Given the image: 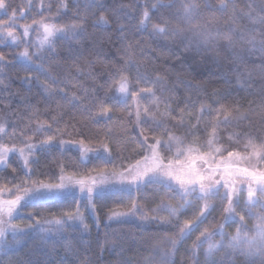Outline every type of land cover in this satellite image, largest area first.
<instances>
[{
    "label": "snow or ice",
    "instance_id": "1",
    "mask_svg": "<svg viewBox=\"0 0 264 264\" xmlns=\"http://www.w3.org/2000/svg\"><path fill=\"white\" fill-rule=\"evenodd\" d=\"M72 4L74 6H71L68 0H58V3H52L50 0L46 10L52 12L55 8L56 19L71 12L72 19L80 21L79 23L62 26L49 23L48 17L43 16L45 5L41 3L40 10L36 13L40 19L33 17L31 24L17 26V19L27 17L33 5H14L11 0H0V11H3L6 17L0 19V29H3L0 35L5 42L10 40L14 47L24 45L23 50L18 53L0 52V71H4V67L23 61L25 74L16 73V79L29 87L35 83L45 97L56 105L55 108L46 105L45 111L50 118L46 122H38L35 127L27 125L26 130H20V137H17L15 122H10L7 118L0 120V167L5 170L0 172V264H53L51 258L56 252V238L69 228L73 231H90V226L86 223V213L92 215L97 228L101 226V219L96 215L98 201L111 196L132 197L133 192L140 193L147 187H155L164 197L170 199L179 197L184 203L173 206L164 203L162 198L156 208L145 209L133 198L128 211L110 210L108 221L121 222L128 217H137L139 213V227L146 229L152 223L165 225L172 223L173 218L178 220L183 215V210L192 203L188 197H194L196 201L204 203L193 219L185 220L179 227V232L168 238L172 250H164L159 256L154 252L140 257L124 256L125 250L121 249V258L116 264H175L171 259L173 250H177L178 245L198 229L215 210L216 205L209 203L213 197L219 199L221 206L227 201V206L223 208L224 222L212 229L205 228L199 233L190 249L193 264H264V168L251 166L253 157L257 165L264 164V83L258 89L260 100L255 108L250 106L242 112L238 100L222 103L231 95L232 76H235L236 84L241 87L248 86L239 71L241 64L246 65L245 55L243 51L232 50L236 32L240 31L241 40L253 44V50L247 52L248 57L255 55L256 37L249 36L246 30L235 27H229L227 32L217 31L213 35L201 25H192V21L205 11L225 13L230 5L232 24L236 23L238 16H246L253 23H259L262 26L258 41L260 79L264 81V0H259L258 5L250 0L247 5L249 11L240 9L239 12L234 0H218L216 4L211 0H154L150 7L144 5L135 27L147 30L155 17V23H151V39H167L169 36L180 38L178 44L182 46L183 51L194 49L195 55L200 56L198 61L193 57V65L207 68L208 61L211 60L218 70L221 69L222 57L219 47L212 45L215 41L223 39L227 41L230 53L223 59L232 66L230 71L223 70L221 79L224 83L212 89L211 93L203 81L196 84L195 87L209 101L207 104L201 102L198 112L195 111V102L191 95L184 97L182 102L180 97H175L176 108L168 103L173 99L168 96L163 97L166 111L158 113L160 119H156L152 108L145 107L141 112L139 105L144 94L152 97L154 102L156 100L153 88L140 87L141 84L157 85L165 80V76L161 75L155 66L150 68L138 64L133 73L130 70V60H125L122 64L114 62L108 68V78L105 79L103 73L94 75V87L90 92L84 89V95H70L64 87L56 86L63 83L57 76L46 74L45 79L41 80L38 74L33 73V69L38 73H47L45 62L53 57H58V62L64 64L69 61L77 63L84 56L85 40L93 49L102 44L103 37H96L87 31V21L88 9L97 6L102 8L103 5L99 4V0H92V3L85 4L82 10L80 0H72ZM257 7L259 14L253 17L252 11ZM92 15L95 16V13ZM208 19L216 21L217 17L212 15ZM95 24H109V19L103 11L94 20ZM18 27L23 29L22 34L17 30ZM117 30L120 39H124L125 25L118 24ZM33 32L36 33L35 40L32 39ZM188 32L193 33V36L185 42L184 37ZM58 41L67 44L63 55L57 47ZM192 71H195V68L190 65L189 71L181 69L177 75H190ZM97 81L101 82L96 83ZM188 83L191 87V81ZM57 97L62 98L63 102ZM133 105H136L133 132L139 129V135L134 136L138 147L125 155L124 148L111 144L112 129L109 125L114 116L117 120H127L131 124ZM189 107L193 111L189 112ZM68 108L78 110L83 119L76 120L75 115H72L71 121L75 122H66L64 117L68 115ZM177 108L180 109V119L173 122L170 114L174 116ZM185 113L188 114V123L184 120ZM205 116L212 119L203 124L201 132L200 125ZM221 116L224 117L223 120ZM253 116L258 119L254 121ZM193 119L196 120L194 124L191 123ZM104 121L108 124L102 125ZM233 121L236 126L241 127V131L230 133L228 139L224 140L219 133V127L221 124L228 126ZM244 121L249 122L247 126H243ZM61 123H64L63 129L60 127ZM89 124L95 125V128L89 127ZM9 127L13 129L11 133L8 132ZM69 128L72 129L70 133ZM177 132L182 134L177 135ZM66 133L70 137L78 136L80 139L65 140L62 137ZM196 133H201V136H196ZM204 134L208 137L206 141L202 138ZM40 136L44 138L39 139ZM4 137L9 138L11 147L4 141ZM256 141H259V144ZM241 142L243 152L238 150ZM18 144L24 146L20 147ZM70 149H77L80 153L76 161L77 170L81 165L86 166L91 159L99 163L86 175H79L78 171L67 174L65 166L61 165L60 174L57 176L55 173L41 170L39 156L34 155L50 154L53 150L63 155ZM17 152L20 159L14 165L9 156ZM241 164L248 166L242 167ZM108 165H111V168ZM92 172L96 174L92 175ZM238 180L241 184L239 188L236 186ZM244 183L248 185V199L240 208L242 214L237 216L234 205L239 204V196L244 192ZM72 203H75V208L71 206ZM257 206L261 211L254 214L252 209ZM25 209L32 210L25 214ZM37 209L39 211H36ZM162 211L167 212V218H158V213ZM253 215L256 222L249 228L246 219ZM17 219L27 222L14 223ZM229 223L237 225L234 234L225 232V226ZM216 236L220 239L215 240ZM205 243L207 248L201 261L198 250ZM65 248L75 260L60 257L55 264H75V261H79V264H99V256L93 259L85 254L81 259L79 250H73L70 242H65ZM221 250L223 254L217 255ZM85 251L87 252V247Z\"/></svg>",
    "mask_w": 264,
    "mask_h": 264
},
{
    "label": "trees",
    "instance_id": "2",
    "mask_svg": "<svg viewBox=\"0 0 264 264\" xmlns=\"http://www.w3.org/2000/svg\"><path fill=\"white\" fill-rule=\"evenodd\" d=\"M50 0H11L14 5H33L32 9L28 11L27 17L24 19H17L16 25H23L24 23L31 24L32 18L40 19L36 13L40 10L41 3L45 5V11L43 12L44 17H48L50 23H55L58 26L65 24L79 23L80 21H74L71 17V12L56 19V11L53 8L52 12H48L47 4ZM52 3H58V0H51ZM71 6L72 0H68ZM154 2V0H99V4L103 7L99 8H89V17L87 21V31L93 33L96 37H103V42L100 46L96 48H91L88 41H84V56L77 63H72L69 61L68 64L58 62V57H53L52 60L45 62V68L48 70L47 73H38L33 69L34 74H38L41 80L45 79L46 74L52 76H57L60 83L56 86L64 87L69 94L75 93L76 95H84V89H88L89 92L94 87L93 76L96 74L103 73L104 78L107 79L108 68L114 62L122 64L125 60H130V70L135 73L138 64L147 65L148 67L155 66L159 69V73L165 76V80L161 84L152 85L141 84L140 87H152L156 94V100L154 102L153 98L144 94V98L140 100V111L143 112L145 107H150L153 110V114H156V119H160L158 113L166 111L165 104L163 102V97L172 96L173 99L169 100L168 103L171 104L173 108H176L174 102L175 97H180L181 102L183 98L191 95L192 100L195 102V111H199L200 103L203 102L207 104L209 101L204 97L203 93L200 92L195 86L197 83L203 81L208 86V91L211 93L212 89L221 86L224 81L221 79L222 72L224 69L231 70V65H228L227 61L223 57L230 55L227 47V41L221 39L215 41L212 45L213 47L218 46L220 50L221 59V69L218 70L217 67L212 64L211 60L208 61L207 68L196 67L193 65V57L198 61L200 56L195 55V50L183 51L182 46L178 44L180 38L169 36L167 39H151V23H155V17L150 22L147 30L138 29L135 25L138 24L140 13L143 10L145 4L149 7ZM213 4H216L218 0H211ZM237 6V12L240 9L244 11H249L247 8L250 0H234ZM255 5L259 4V0H251ZM92 0H80L81 9L83 10L85 4H91ZM121 5L130 7H120ZM101 11H103L109 19V24L104 26L102 24H95L94 20L99 17ZM95 13V16L92 13ZM259 14V8L257 7L252 11V16L255 17ZM159 15V13H156ZM215 15L217 17L216 21H211L208 17ZM232 15L231 5L227 12L225 13H209L205 11L200 17L192 21V25H201L205 31L211 32L213 35L217 31L227 32L229 27H235L240 30H246L247 35L256 37L255 45V55L248 57L247 52L253 50V44L249 43L247 40L240 39V31H237L234 37L235 43L233 45V51L242 52L245 55L246 65L241 64L239 71L242 75V79L248 85L247 87H241L236 84L235 76L231 77L232 89H230L231 95L222 103H230L233 99L238 100L241 107V111H246L250 106L255 108L260 100L258 89L264 81L260 79V59H259V33L262 30V26L259 23H253L251 19L246 16H238L236 23L232 24L230 22V17ZM0 19H6L3 11H0ZM118 24L125 25V38L120 39V33L117 30ZM19 33L22 34L23 29L17 28ZM3 29H0V33ZM32 39L35 40L36 33L33 32ZM193 33L188 32L185 34V42L187 39L192 38ZM111 37V40H109ZM57 47L64 54V49L67 47L66 43L57 42ZM24 45L21 44L19 47L12 46V42L8 40L5 42L2 35H0V52H19L22 51ZM90 62V63H88ZM192 65L195 71H192L190 75L177 73L183 69L185 72L189 71V66ZM2 66V65H0ZM23 61L17 62L13 66L4 67V71H0V120L7 118L10 122H15L17 137H20V130L25 129L26 126L31 124L35 127L38 122H46L50 115L45 111L46 105H50L55 108L54 102L48 100L42 90L38 89L35 83L31 87L22 84L16 79V73L19 72L20 75H24ZM247 68V70H246ZM250 73V74H249ZM195 77V79H193ZM189 81H191V87L189 86ZM97 81L96 83H100ZM111 83V81H109ZM52 87V85H50ZM163 89V91H162ZM113 94H116L113 92ZM103 95V92H101ZM58 99L59 98L57 97ZM63 102V100H62ZM131 103V101H129ZM123 106H121L122 108ZM37 110H39L37 112ZM68 115L64 117L66 122L71 121V116L75 115L76 120L83 119L82 114L72 108L66 109ZM193 111L189 107V112ZM132 123L129 124L127 120L120 121L116 117H113V121L109 125L111 127L110 132V142L115 147L119 145L121 148L125 149V155H128L133 149L138 147V144L134 140V136L139 135V129L137 128L133 132L135 126V112L136 105L132 106ZM170 118L173 122L180 119V109H176V113L173 116L170 114ZM212 119V117L205 116L201 122V132H203V124ZM224 117L221 116V120ZM252 119L255 121L258 117L253 116ZM184 120L186 123L189 122L188 114L185 113ZM191 123H196L193 119ZM248 121L243 122V126L248 125ZM103 124H108L107 121L102 122ZM170 126V125H169ZM60 127L64 128V123H61ZM89 127L95 128V125L89 124ZM12 127L8 128V132H12ZM211 131V128H209ZM241 127L236 126V122L233 121L232 124L225 126L223 124L219 127V133L222 134L223 139L227 140L228 136L232 132H240ZM68 132H72L69 128ZM177 135L182 133L177 132ZM31 135V132H28ZM196 136H201V133H196ZM40 136L39 139H43ZM65 140L75 139L79 140L78 136H69L67 133L62 137ZM205 141L207 140V134L202 137ZM4 141L8 142V145H12L8 137L3 138ZM191 139V138H190ZM35 142V141H32ZM235 137L233 138V143H235ZM259 144V141H256ZM22 144H18L20 146ZM241 152L244 151L243 142L240 143L239 149ZM251 149H249L250 151ZM40 159L41 170H46L49 173H55L57 176L60 174V166H65V171L67 174H72L77 172L79 175L89 174L90 170L95 167L99 161L91 159L86 163V166L81 165L77 170L76 161L80 153L77 149H70L61 155L57 150H53L49 153H36ZM19 156L15 153L10 154L9 160L15 165L19 160ZM32 159V157L30 158ZM103 167V165H101ZM111 168V165H108ZM5 171L0 167V172ZM95 175V172L91 173ZM248 187L247 183H244ZM247 187L245 188L247 191ZM135 198L137 203L141 207L156 208L161 203L163 198L164 203L171 204L173 206L183 204L184 201L180 200L179 197L175 199H170L164 197L162 192H158L155 187L144 188L140 193L133 192L132 197H119L111 196L103 201L97 202V211L101 219V226L96 227L95 221L91 214L86 213V223L90 226L89 232H81L79 230L73 231L71 228L62 234L59 238H56V252L51 258L53 264L60 257H64L68 260H75L69 251L65 248V242H70L73 250H79L80 257L89 255L95 259L97 256L100 257L99 264H116V261L121 258V249H124V256L138 255L148 256L154 252L159 256L164 250H172L169 237H173L179 232V227L187 219H193L198 213L200 208L193 203L187 206L183 210V215L179 217L178 220L173 218L172 223L165 225H158L156 223L149 224L147 228L139 227L140 221L137 217L130 219H123L121 222L111 221L109 222L107 217L110 210H115L117 212H126L131 207L132 199ZM188 200L194 201V197H188ZM196 203L203 204L204 201H196ZM209 203L216 205L215 210L207 217V219L200 225L198 229L193 231L187 238L184 239L182 244L178 245L177 250H173V255L171 259L175 261V264H193L192 259V249L193 243L197 236L205 228L212 229L215 226L224 222V211L223 208L227 206V201L225 200L224 205L221 206L219 199L213 197L209 200ZM245 202H239L238 206L234 205L236 208L237 216L242 214L240 208L244 206ZM75 208V203L71 205ZM47 207V206H46ZM32 209H25V214L27 211ZM59 210V209H55ZM83 211V209H81ZM36 211H39L38 209ZM253 213H259L261 209L257 206L252 209ZM47 214V213H45ZM152 215V213H149ZM167 212H159L158 218H167ZM17 224L26 223V220L17 219L13 221ZM256 222L255 215L251 218L246 219V223L249 228H251ZM237 225L234 223H229L225 226V232L234 234ZM215 240H219L220 237H214ZM87 247V252L85 251ZM101 248L103 252L101 253ZM207 248V243H205L198 251L200 254V260H203V252ZM223 254V250L217 255ZM75 264H79V261H75Z\"/></svg>",
    "mask_w": 264,
    "mask_h": 264
},
{
    "label": "rangeland",
    "instance_id": "3",
    "mask_svg": "<svg viewBox=\"0 0 264 264\" xmlns=\"http://www.w3.org/2000/svg\"><path fill=\"white\" fill-rule=\"evenodd\" d=\"M49 22V21H48ZM50 23V22H49ZM0 135H2V134H0ZM9 147H11L12 145H8ZM22 146H24V145H20V147H22ZM251 151V150H250ZM15 154H17L18 156H19V153L17 152V153H15ZM25 155H27V153H25ZM20 158V157H19ZM31 157H29V159H30ZM241 166L242 167H244V166H248L247 164H241ZM252 167H254V168H264V164H261V165H257V163H256V159H255V157H253V160H252V165H251ZM237 188H239L240 186H241V184H240V181L238 180L237 181ZM247 186H245V184H243V188H244V192H243V194L241 195V196H239V202H245V201H247V191H245ZM6 198V197H5ZM192 203L193 204H195L196 206H197V208H201L202 207V205L203 204H201V203H196V200H194V201H192ZM130 218H135V217H128L127 219H130Z\"/></svg>",
    "mask_w": 264,
    "mask_h": 264
}]
</instances>
